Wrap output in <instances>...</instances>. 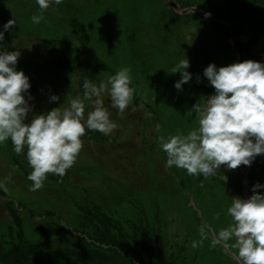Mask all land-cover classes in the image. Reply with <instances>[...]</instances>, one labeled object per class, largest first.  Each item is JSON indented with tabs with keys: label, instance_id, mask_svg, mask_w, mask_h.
I'll return each instance as SVG.
<instances>
[{
	"label": "rangeland",
	"instance_id": "374dc122",
	"mask_svg": "<svg viewBox=\"0 0 264 264\" xmlns=\"http://www.w3.org/2000/svg\"><path fill=\"white\" fill-rule=\"evenodd\" d=\"M9 4L15 12L4 20ZM41 11L36 0H0V52L19 51L14 67L29 78L25 123L83 98L85 80L99 86L122 68L131 70L134 95L121 114L105 92L118 127L107 136L86 129L74 166L63 177L49 174L38 191L29 190L26 149L17 155L10 139L0 144V264H236L234 249L211 246V231L202 246L191 244L201 224L216 232L230 225L231 200L264 185V154L205 179L168 168L158 138L198 127L191 109L215 95L204 76L209 64H264V0H52L33 23ZM10 19L16 23L5 31ZM185 39H198L204 55H182L194 49L180 46ZM185 58L200 65L187 69L191 79L178 90L181 74L159 70ZM91 110L85 101V118Z\"/></svg>",
	"mask_w": 264,
	"mask_h": 264
},
{
	"label": "clouds",
	"instance_id": "9594fccd",
	"mask_svg": "<svg viewBox=\"0 0 264 264\" xmlns=\"http://www.w3.org/2000/svg\"><path fill=\"white\" fill-rule=\"evenodd\" d=\"M36 2L42 11L31 20L39 24L44 19L43 10L50 7L52 0ZM54 3L59 5L62 0ZM15 23L10 19L4 30ZM3 39L4 32L0 31V41ZM19 56V51L0 52V144L10 139L17 155L26 149V159L32 169L27 176L32 182L29 190L35 192L43 188L49 174L63 177L74 166L83 148L81 137L86 129L107 136L118 127L110 119L103 94L108 93L111 107L122 114L133 99L134 89L130 87L131 70L122 68L99 86L85 80L83 98L77 96L63 110L53 108L25 123L31 107L24 93L28 92L30 83L23 71L14 67ZM189 66L185 58L171 70L172 74H181L175 83L178 90L191 79ZM204 76L214 87L215 95L191 109L196 114L198 127L187 135H161L158 144L167 155L168 168L175 166L191 176L202 175L207 179L216 175L222 165L235 170L241 165L250 166L256 156L264 154V64L245 60L218 69L215 64H209ZM58 99L55 95L51 97L52 101ZM85 101L91 102L92 108L86 118ZM261 187L264 185H254L253 194L247 200L240 197L231 200L227 214L232 223L227 227L216 232L209 225L201 224V239L192 241L191 247L202 246L211 231V246L234 249L236 264H264V195L257 191ZM214 219H219V213Z\"/></svg>",
	"mask_w": 264,
	"mask_h": 264
},
{
	"label": "bare ground",
	"instance_id": "6f19581e",
	"mask_svg": "<svg viewBox=\"0 0 264 264\" xmlns=\"http://www.w3.org/2000/svg\"><path fill=\"white\" fill-rule=\"evenodd\" d=\"M65 0H62V4H63V2H64ZM84 4V3H83ZM13 11V12H15V7H14V5H12V4H9V5H5V13H4V20H6V18L8 17L7 16V14H8V12L9 11ZM6 11H7V13H6ZM29 11H30V9H29ZM31 12V11H30ZM180 29V28H179ZM178 30V29H177ZM177 30H175V32L177 31ZM179 36V35H178ZM185 41H190V43H191V46H193V50H191V51H183L181 54L183 55V54H193V55H196L195 56V58L196 57H198V56H203L204 55V52H205V45H201L200 44V41L197 39H195V42H194V40H191V39H185V40H183L182 42H181V44H180V46H182L183 45V42H185ZM206 45H207V43H206ZM182 49V48H181ZM180 49V50H181ZM172 51H174V49L172 50ZM166 56H170L172 53H171V51L169 50V54L167 53V50H166ZM163 58H164V56H163ZM195 64H197V65H200V63H198V60H193V63H192V65H190L189 67H195V66H197V65H195ZM159 73L161 74V76H172L173 74L171 73V70H170V68H168L167 67V65H165L164 66V69H162V70H159ZM195 100L197 101V100H199V97H196L195 98ZM190 130H191V128L189 127V129H188V132H190ZM188 134V133H187ZM186 134V135H187ZM79 155H81V154H79ZM89 177V176H88ZM145 180L146 181H148V177H145ZM128 182V179L126 178V177H124L123 179H122V181L120 182L121 184H126ZM99 191H101V190H99ZM143 196H146V198L149 200V202H151V197H150V195H143ZM128 202V197H127V195H126V198H124V200L122 201V203H127Z\"/></svg>",
	"mask_w": 264,
	"mask_h": 264
},
{
	"label": "water",
	"instance_id": "95a60500",
	"mask_svg": "<svg viewBox=\"0 0 264 264\" xmlns=\"http://www.w3.org/2000/svg\"><path fill=\"white\" fill-rule=\"evenodd\" d=\"M178 6V5H177ZM179 7V6H178ZM186 11L183 10L182 15H189L190 12H193L194 10L192 8L190 9H185ZM195 12V11H194ZM209 18V17H208ZM44 91V89L42 88V91L40 93H42Z\"/></svg>",
	"mask_w": 264,
	"mask_h": 264
}]
</instances>
